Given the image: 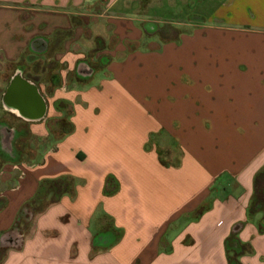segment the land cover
I'll return each mask as SVG.
<instances>
[{
  "label": "crops",
  "instance_id": "obj_1",
  "mask_svg": "<svg viewBox=\"0 0 264 264\" xmlns=\"http://www.w3.org/2000/svg\"><path fill=\"white\" fill-rule=\"evenodd\" d=\"M153 11L173 17L156 19ZM149 22L182 32L153 53L168 56V67L177 69L166 85L169 102L178 99L174 90L186 81L193 97L190 138L176 137L188 145L178 165H167L156 149L147 160L138 159L125 120L113 125L80 120L78 103L89 91L76 86L70 131L49 141L44 153L29 138L31 153L9 152L21 124H28L30 136L42 129L50 134L47 115L28 122L7 114L19 112L3 101L15 76L21 78V93L33 91L47 101L40 74L20 69L26 58L36 62L44 56L58 29L77 32L63 40L64 51L55 49L48 57L54 104L68 102L60 94L57 61L69 63L78 80L74 85L88 82L98 69L112 71L113 51L103 47L94 60L87 57L93 45L82 37L86 31L95 42L103 26H112L114 52L123 55L125 49L128 60L137 50L126 44L139 42ZM106 56L112 57L109 65L94 69ZM5 61L16 67L0 88V264H230V237L242 247L240 264H264V0H0V71ZM80 63L92 70L76 73ZM185 97L180 99L187 104ZM210 120L215 126L253 125L258 135L251 141L235 136L240 145L235 152L227 146L232 134L219 135L203 152L206 140L195 127ZM188 154L193 164L183 167ZM14 166L21 172L12 179ZM44 183L48 190L42 192Z\"/></svg>",
  "mask_w": 264,
  "mask_h": 264
},
{
  "label": "rangeland",
  "instance_id": "obj_2",
  "mask_svg": "<svg viewBox=\"0 0 264 264\" xmlns=\"http://www.w3.org/2000/svg\"><path fill=\"white\" fill-rule=\"evenodd\" d=\"M152 13V17H155L156 19H160L162 17L165 20H170L171 17H173L163 16L159 13L156 14V11H153ZM183 16L176 15L174 16V18L180 19L183 18ZM148 24V32L146 33V35H144V37H142L139 42L134 44H126V47L131 51L137 50L135 56L129 58L128 60H126L127 56H123L125 54L129 55V52H126L125 49L124 51H122L124 53H122L123 55L118 56V54L114 52V50H118L116 49L118 40H116L115 38L112 26L108 27V24H106V26L104 27L103 25H101V27L103 26L104 29L100 34H98L100 39L96 38L95 42L93 41V36H91L92 33L90 35V32L86 31L82 35V37L85 38V42L89 39L90 43H92L91 45H93L88 49L89 51L87 52V57H91L92 59L97 55V52L101 51L104 47L105 51H113L112 57L114 58V63L112 65L111 73H108V70L106 68L98 69L92 79L84 84L78 83L74 85V82L78 80L74 78L75 73L72 69L69 68V63L57 61L59 70L58 73L61 74L62 77L60 86L63 89L60 90V94H64L66 97L68 96L67 100L69 104V108L66 113L67 115L65 114L66 123L64 127L57 126L54 122V119H50L52 114V105L55 102L54 99L56 95L54 94V92H52L49 71V68L51 66L48 57L54 55L53 51H55V49H57L58 51H64L66 49V43L63 40L70 37H76L77 32L75 31V33H73L69 29H58L55 33L56 37L54 38V40H52L53 42H55V40L57 39L55 42L56 46L54 43L53 46L50 47V50L46 52L44 56H38L40 59L36 62L32 61L31 58H26V62L20 69L23 71V73L31 70L32 72L36 71L40 74L39 85L42 89L43 94L47 98L49 106V111L47 114V124L50 127V134H48L47 130L45 131L44 129H42L40 133H33V135L29 136V141H33L36 143L34 147L35 150L40 147L41 143V151H43L44 153L49 149V145L47 146L49 141L59 139L60 137L64 136L66 132L70 131V129L72 128L71 117L72 113L74 112V102L79 99V96L72 95L71 93H75L73 91L76 89V87H78L79 90L89 91L87 96L84 95L83 97H81V100L78 103V105L83 106L78 111L80 113V120L84 122L93 121L103 122L107 124L111 122L112 125L119 120H125L127 123H130L133 130V132L131 133L132 138H135L133 142V148L136 155L138 156V159L147 160L146 157L148 156V154L155 151L156 149L160 154V158L167 165H178L182 161L186 154V151L188 150V145L182 144L181 142L179 143L177 141V138H180V133L182 140L190 138L186 133H189L191 126L194 125V114L196 113L193 109V105H190L189 102L190 100H193V97L189 95L188 92L189 90L187 85L189 84V82L186 81V85L183 86L179 84L178 90H174L176 92L174 93V96L178 99L169 102L166 96V90H168L166 85L168 82L174 80L173 78H171V75H175L173 74V72H176L177 69L175 65L168 67V62H166L168 56L165 59L166 56L153 54L155 52L158 53L160 51H163L164 44L168 43L170 40H179L180 33L182 32L179 29H175L176 26L172 24L166 25L164 22H158V24H152L151 22H149ZM152 26L154 27L152 28ZM158 27L163 29H160L158 31L150 30ZM79 43H82V40H79ZM95 43L98 45V47H96ZM124 44L122 45L121 49H123V46L125 47ZM176 44L179 45V42H176ZM27 50L28 52L31 51V49H29L28 47ZM150 50L154 52L151 53L149 52ZM142 54H146L147 56ZM176 55L177 54H173L170 56L175 57ZM141 56L148 58L138 60V58H140ZM112 57L106 56V61L100 62L99 65L94 64V69L96 67L98 68L99 66H108L110 61L112 60ZM53 64L52 68L54 69L55 66H53ZM14 67H16L15 63L6 61L3 63V67L0 71V88L5 86V75L7 71H10ZM126 69L128 70L127 72ZM168 75L170 78L169 80L167 79ZM100 83H102V85ZM185 95H188V98H186ZM182 97H185L187 104L181 101L180 98ZM175 106L177 107L173 108ZM0 108H2L1 102ZM195 128L197 129L196 135H199L201 138L206 140L203 144H201V148H199L203 152L210 151L211 148L209 149V147H211V142L214 141L215 137L218 140L224 135L231 136L232 134V141L227 146L233 152H235L239 151L240 147L239 143L235 142V136L243 134L247 136L251 141L252 137L258 135L257 127L253 125H250L248 127H228L224 125L215 126L212 120L206 121L205 124L200 128ZM175 132H177L178 134H176ZM45 135H48V137H42ZM220 145L221 148H224L225 146L224 143ZM25 159L30 158L25 157ZM13 161L14 165H16L18 162V160ZM192 164L193 159L189 155L188 160L186 163H184L183 167H190L189 165ZM14 168L16 169L14 170L15 173L13 174V176H11L12 179L18 177L20 174L19 172H21L18 167L14 166ZM42 204L44 205V202H41V205Z\"/></svg>",
  "mask_w": 264,
  "mask_h": 264
},
{
  "label": "flooded vegetation",
  "instance_id": "obj_3",
  "mask_svg": "<svg viewBox=\"0 0 264 264\" xmlns=\"http://www.w3.org/2000/svg\"><path fill=\"white\" fill-rule=\"evenodd\" d=\"M92 69L87 66L86 64L80 63L78 64L77 72L80 73H88ZM58 79L53 78L54 81H57ZM62 88V87H61ZM24 90L21 78L18 76H15L13 79H11V82L9 83V86L3 95V101L5 104H7L10 107H15L19 110L18 114H16L12 110H8L7 114L11 117L18 116L20 118H23L25 121L30 122L32 119H37L39 117H45L48 112V104L45 98L41 95L35 94L33 91H24L25 93H21V91ZM68 102L64 99H57L56 103L54 104V111L56 114L52 115L50 119H54V122L56 125L64 127L66 123V113L68 111ZM66 114V115H65ZM28 119V120H27ZM30 119V120H29ZM4 121H0V125ZM49 129V127H48ZM15 140L13 143L12 148L9 150L12 154H24V153H31L32 150H26V147L28 145V138L31 133V129L29 128L28 124H21L20 127H16L15 130ZM17 141V142H16ZM0 142H2V137L0 135ZM2 147V146H1Z\"/></svg>",
  "mask_w": 264,
  "mask_h": 264
},
{
  "label": "trees",
  "instance_id": "obj_4",
  "mask_svg": "<svg viewBox=\"0 0 264 264\" xmlns=\"http://www.w3.org/2000/svg\"><path fill=\"white\" fill-rule=\"evenodd\" d=\"M40 190L42 192L48 190L47 184L45 183L42 184ZM238 243L239 242L237 239H235V237L228 238L226 242L228 250L233 253V255L230 256V264H240L238 258H239V254H241L243 251L241 245H239Z\"/></svg>",
  "mask_w": 264,
  "mask_h": 264
},
{
  "label": "water",
  "instance_id": "obj_5",
  "mask_svg": "<svg viewBox=\"0 0 264 264\" xmlns=\"http://www.w3.org/2000/svg\"><path fill=\"white\" fill-rule=\"evenodd\" d=\"M24 86H25V88L26 89H28L29 87H28V85L24 82Z\"/></svg>",
  "mask_w": 264,
  "mask_h": 264
}]
</instances>
